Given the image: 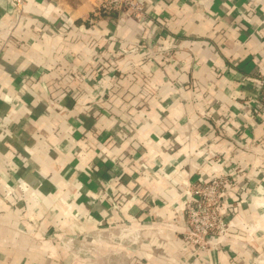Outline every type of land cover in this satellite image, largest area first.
Here are the masks:
<instances>
[{"label": "crops", "instance_id": "0c3cea01", "mask_svg": "<svg viewBox=\"0 0 264 264\" xmlns=\"http://www.w3.org/2000/svg\"><path fill=\"white\" fill-rule=\"evenodd\" d=\"M10 1L0 264H264V117L247 108L264 75V0H138L139 14L25 0L19 18ZM213 178L227 179L235 225L210 249L174 251L170 236L157 256L113 231L149 221L154 245L159 222L183 217L181 184ZM96 229L86 256L67 246Z\"/></svg>", "mask_w": 264, "mask_h": 264}, {"label": "built area", "instance_id": "2783aa9c", "mask_svg": "<svg viewBox=\"0 0 264 264\" xmlns=\"http://www.w3.org/2000/svg\"><path fill=\"white\" fill-rule=\"evenodd\" d=\"M25 0H11V13L19 18L21 8ZM102 7L105 10H125L131 14H139L141 12V4L138 0H103ZM96 78V77H94ZM102 77H97L95 81L101 82ZM110 88L109 86H107ZM256 93L248 103V110L251 114H258L264 117V75H260L256 82ZM107 88V89H108ZM99 91L101 88H95ZM227 184L226 178H213L209 181L199 179L198 183L189 186L182 183L183 201L182 213L186 214V218L191 225H194L195 230L201 229L204 234L200 243L203 245L209 242V232L214 228L226 226L231 228L234 224L231 215H226L221 210V199L224 186ZM252 229V228H251ZM257 229V228H255ZM225 232V231H223ZM192 233H195L193 230ZM222 233V232H220Z\"/></svg>", "mask_w": 264, "mask_h": 264}, {"label": "rangeland", "instance_id": "374dc122", "mask_svg": "<svg viewBox=\"0 0 264 264\" xmlns=\"http://www.w3.org/2000/svg\"><path fill=\"white\" fill-rule=\"evenodd\" d=\"M184 191V188H183ZM182 191V193H183ZM183 194H181L180 196V201L178 203V205H181V202L183 201ZM223 211L224 214L226 215H231L232 213H230L229 211L224 210V208L221 209ZM183 212V211H182ZM179 215H182V219L179 220L176 218H174V221L172 222L174 223H178V224H174L176 226H173V224L171 223L170 220L164 219L161 223L160 226H157L154 229L157 241L156 243L153 245L152 244V239H153V234H150V236H148V231L152 230L150 228H148L149 226L147 224H144V222H142V224L140 226H132V224L130 223V221H124L123 225H120V227H118V229H114L118 230V231H122V233H124L125 237H124V241H127V243L131 244V242L133 241H137L136 244L137 248H139L140 252L142 251H148V250H152L153 248L156 249V255L158 256L160 253L165 252V248L167 247V241H169V237L171 239V241L173 242L172 246H173V250L175 251L176 249L179 250H187L188 249H210L211 245H208L209 243L203 245L202 242L200 243V239L201 237L204 235L201 231V229L195 230L194 225H191L189 223V221L187 220V216L186 214L182 213ZM178 215V216H179ZM232 217V215H231ZM149 222V221H148ZM147 221L145 223H148ZM227 226V225H226ZM226 226H223L220 230V228H214L213 230H211L209 232V235L212 236H216V237H222L228 234H231V228H228ZM136 227V228H135ZM242 229V228H241ZM99 230V229H98ZM195 231V233H192V231ZM244 231V229H242ZM259 229L255 228H250L246 231L249 232V235L254 234V232L258 231ZM225 231V232H223ZM222 232V233H220ZM245 232V231H244ZM102 232L97 231V229L93 232L92 235L87 234V236H84V233H80V234H75L74 236L68 237L66 239V243L67 246L73 251V253L78 254L80 256H86L89 252H90V245L87 244V237L91 236L90 238L94 239H98L101 237ZM105 234V233H104ZM102 234V235H104ZM82 235V236H80ZM161 235V236H160ZM164 236V237H163ZM150 237H151V243L150 241ZM178 241V245L175 244ZM140 243V246H138V244ZM148 243H150V245H148ZM182 243L181 247L180 244ZM126 244V243H125ZM176 245V247H175ZM148 247L150 249H148ZM181 248V249H180ZM178 250V251H179ZM160 256V255H159ZM143 260H141V264H142ZM145 263V262H144ZM134 264V263H133Z\"/></svg>", "mask_w": 264, "mask_h": 264}]
</instances>
